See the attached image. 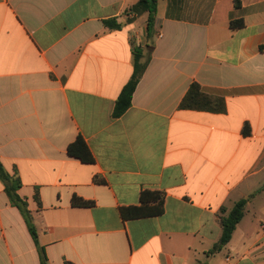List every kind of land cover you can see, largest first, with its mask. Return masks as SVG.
<instances>
[{
  "label": "crops",
  "instance_id": "obj_1",
  "mask_svg": "<svg viewBox=\"0 0 264 264\" xmlns=\"http://www.w3.org/2000/svg\"><path fill=\"white\" fill-rule=\"evenodd\" d=\"M238 1L156 0L148 35L139 0H0V163L48 264H264V0ZM133 48L146 68L113 118ZM192 83L225 110L180 109ZM78 136L93 163L68 155ZM145 190L163 213L122 218ZM0 264H40L1 180Z\"/></svg>",
  "mask_w": 264,
  "mask_h": 264
},
{
  "label": "trees",
  "instance_id": "obj_2",
  "mask_svg": "<svg viewBox=\"0 0 264 264\" xmlns=\"http://www.w3.org/2000/svg\"><path fill=\"white\" fill-rule=\"evenodd\" d=\"M140 4L144 6V10L147 12V33L150 35L156 14V0H139ZM235 8H240L238 0L234 2ZM105 23L111 27H115L111 21H105ZM231 28H239L243 26L242 19L231 20L229 22ZM142 52L133 48V72L129 81L122 88L119 93L115 104L112 116L118 118L124 114L131 105V99L133 92L137 86L139 79L141 78L145 68L146 62H143ZM180 109H193V110H205L210 112H223L225 110L224 100L218 96H212L204 93L200 86L196 83H192L182 98ZM249 133V127L246 125L244 128V134ZM67 153L69 156L77 158L84 163H93L94 159L85 144L82 137L78 136L75 141L67 146ZM0 180L4 185V190L9 198V201L15 206L25 219L27 223L28 231L31 235L35 246L39 252L40 264H48L43 249L39 246L37 234L35 228L31 224V216L26 209V204L19 198L17 190L20 187L18 178L10 177L3 169L0 163ZM140 205L136 207L121 208L120 214L122 218L135 219L161 215L163 213L164 194L159 191L145 190L140 193ZM246 199H240L234 203V205L228 210L225 207H221L218 212V223L221 228V235L218 241L209 250V254L216 253L224 245L228 243L231 235L244 215V209L246 205ZM71 204L74 207H91L93 203L86 201L78 197L71 199Z\"/></svg>",
  "mask_w": 264,
  "mask_h": 264
}]
</instances>
